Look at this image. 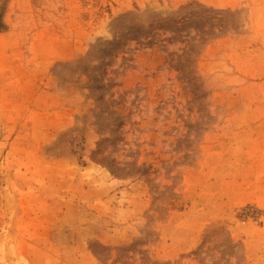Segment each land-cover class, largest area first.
Returning a JSON list of instances; mask_svg holds the SVG:
<instances>
[{"label": "rangeland", "instance_id": "1", "mask_svg": "<svg viewBox=\"0 0 264 264\" xmlns=\"http://www.w3.org/2000/svg\"><path fill=\"white\" fill-rule=\"evenodd\" d=\"M194 2L232 12L199 97L184 44H108ZM0 6V264H264V0Z\"/></svg>", "mask_w": 264, "mask_h": 264}, {"label": "trees", "instance_id": "2", "mask_svg": "<svg viewBox=\"0 0 264 264\" xmlns=\"http://www.w3.org/2000/svg\"><path fill=\"white\" fill-rule=\"evenodd\" d=\"M183 10H186L184 14L179 12L172 17L160 19L148 28L133 25L132 27L129 26L127 33H122L121 35H117L116 33L115 41L108 44L111 46H116L120 43L122 44L123 39L126 37L130 40H139L141 36H146L148 38L150 35H153L156 37L159 32L168 35L166 40L167 43L184 44L185 48L183 54L177 55L176 58H173L170 61L173 63V67L178 73H180L182 78L187 80L190 85L194 83L191 91L196 97H199L198 93L201 88V83L197 84L198 77L193 76V74L197 72L196 66L194 65L197 63L198 57L203 54V50L210 42L218 40L230 32L226 27L225 22L226 18L232 15V12L215 10L199 2L191 3L182 8V11ZM4 12V6H0V33L5 32L8 28L4 22ZM121 26L123 29L126 28L123 23ZM154 32L155 34H153ZM106 53L112 54V51L106 50ZM100 80L101 78L96 76L92 78V81H96L94 87L101 90L104 86L98 85L97 82ZM97 153H102L101 149L98 150ZM133 167L134 169L127 173L126 168L119 167L117 170L113 168L108 169L114 176H119L118 172L122 174L126 173V176L137 174L145 175L147 173V170L144 168L143 171H141V168H137L136 166ZM122 250L124 251L126 248H123ZM93 253L98 260L102 259L96 251ZM118 260H120V258Z\"/></svg>", "mask_w": 264, "mask_h": 264}]
</instances>
